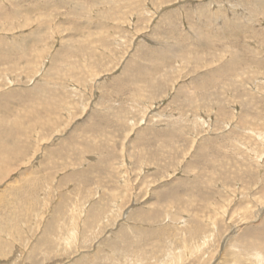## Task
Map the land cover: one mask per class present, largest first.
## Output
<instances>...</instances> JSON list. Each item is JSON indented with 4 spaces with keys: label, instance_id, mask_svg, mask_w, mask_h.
Wrapping results in <instances>:
<instances>
[{
    "label": "rangeland",
    "instance_id": "rangeland-1",
    "mask_svg": "<svg viewBox=\"0 0 264 264\" xmlns=\"http://www.w3.org/2000/svg\"><path fill=\"white\" fill-rule=\"evenodd\" d=\"M0 264H264V0H0Z\"/></svg>",
    "mask_w": 264,
    "mask_h": 264
}]
</instances>
